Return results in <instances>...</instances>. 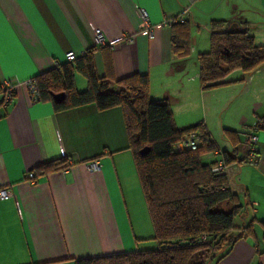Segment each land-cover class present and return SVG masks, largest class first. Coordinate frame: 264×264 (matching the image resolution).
I'll return each instance as SVG.
<instances>
[{"label": "crops", "instance_id": "0c3cea01", "mask_svg": "<svg viewBox=\"0 0 264 264\" xmlns=\"http://www.w3.org/2000/svg\"><path fill=\"white\" fill-rule=\"evenodd\" d=\"M183 8L190 14L192 55L211 21L243 23L254 44L264 46V0H0V83L15 88L11 102L0 107V189L12 192L0 199V264H74L155 248L121 109L98 111L88 104L56 112L48 101H32L20 84L65 64L68 52L79 57L92 49L97 78L105 74L103 57L111 60L110 91L120 90L116 82L122 78L146 75L147 98L165 99L172 108L180 98L169 77L174 66L183 67L171 54V30L162 23ZM141 10L152 39L138 29ZM96 29L104 37L105 55L95 44ZM195 63L185 72L181 91L197 93L208 113L215 101L204 102ZM75 75V90L82 92L87 82ZM223 82L238 88L231 115L247 130L243 161L230 166L231 183L248 201L250 215L264 222V128L255 133L254 162L247 158L246 144L250 129L264 117V65L250 75L234 71ZM227 148L230 152L228 142ZM68 158L72 164L64 173L63 168L46 174L39 169ZM93 160L99 169L89 172L84 164ZM31 171L33 184L25 180ZM254 237L238 240L217 264H264L259 225Z\"/></svg>", "mask_w": 264, "mask_h": 264}, {"label": "trees", "instance_id": "16d2710c", "mask_svg": "<svg viewBox=\"0 0 264 264\" xmlns=\"http://www.w3.org/2000/svg\"><path fill=\"white\" fill-rule=\"evenodd\" d=\"M190 24L187 20L170 28L171 54L176 61L190 53ZM208 34L209 52L196 56L198 82L203 91L228 84L223 80L234 71L250 75L264 65V46L254 44L243 23L211 21ZM104 48L99 50L102 52ZM94 52L88 50L75 56L73 61L34 77L38 100L50 102L56 112L88 104L95 105L98 111L121 109L127 148L151 223L155 248L85 258L74 264H217L238 240H255V225L262 229L264 242V222L250 215L248 201L230 189L225 174L211 172L216 162L201 163L200 157L212 149L205 126L177 128L168 101L147 98L146 75L122 78L116 82L120 90L110 91L107 79L112 76L111 60L103 57L105 74L97 78L93 73ZM76 73L87 82L82 92L74 87ZM59 93L64 98L55 103L52 96ZM254 128H264V117L257 120ZM197 131L200 147L172 151L190 133L196 139ZM225 136L231 151L223 152L221 160L227 167L239 165L243 159L237 158L238 136L231 130H225ZM143 148L148 152L141 155ZM66 163L67 159H59L39 169L46 174L64 169ZM202 258L205 260L194 262Z\"/></svg>", "mask_w": 264, "mask_h": 264}, {"label": "rangeland", "instance_id": "374dc122", "mask_svg": "<svg viewBox=\"0 0 264 264\" xmlns=\"http://www.w3.org/2000/svg\"><path fill=\"white\" fill-rule=\"evenodd\" d=\"M191 38L192 35L190 34V39ZM197 38L198 37H196V40ZM209 50L210 35L207 33H203L199 37L197 53L194 55L188 53L186 57L183 58L182 62H180L183 68L180 69L174 66V75L169 77V79H172L174 81V86L176 85L177 91H179L178 96L180 98L179 103L176 106H173L172 108L170 107L174 125L177 128H188L195 124H203L206 126L205 131L208 135V143L210 144V146H212V149L200 157V161L204 165L213 163L214 159H222V153L228 151L225 130H233V132H236L239 139V144L236 147L237 158L242 159L241 147L244 144L243 139L245 138L247 132V130L243 129L242 127V121L237 120L234 115H231L234 108H236V105L238 104L235 102L232 105L231 103L235 95L238 94V88L236 90L235 88H230L235 83H228L220 87L205 90L206 98L204 102L208 101V99H210L211 101H215L213 102L211 109L208 110V113H206L204 109L205 103H203L202 105V100L198 97L197 93L182 94L183 91H181V84L184 85L185 83L182 79L184 74H187L185 72L187 71V69H192L193 65L196 64L195 59L197 55L208 53ZM181 73L182 75H180ZM75 76L79 77V79L81 80H84V78L78 74H76ZM233 77L234 76H232L231 78ZM80 90L82 91L84 89ZM208 96L210 98H208ZM196 137L197 138L195 139V143L197 147H200L202 143L199 140V131L196 132ZM214 151H217L219 153V156L217 158L213 156ZM204 260L205 259L202 258L201 260L199 259L194 262L197 263Z\"/></svg>", "mask_w": 264, "mask_h": 264}, {"label": "built area", "instance_id": "2783aa9c", "mask_svg": "<svg viewBox=\"0 0 264 264\" xmlns=\"http://www.w3.org/2000/svg\"><path fill=\"white\" fill-rule=\"evenodd\" d=\"M189 11L187 8H183L181 12L172 18L166 19L162 25L167 28H171L175 24H183L187 20L191 23L189 20ZM140 17H141V22L139 24V31H145L148 33L149 38L152 39L153 35L152 32L150 31V25H149V20L147 13L143 10L140 11ZM93 36L95 40V44L98 48L104 46V37L101 33L100 30L96 29L93 31ZM126 42L128 44H132L133 40L131 38H127ZM75 55L73 52H68L65 55V61L66 62H71L75 59ZM20 85H23L29 97L31 98L32 101H39L38 100V93L36 90V87L34 85V81L32 79L26 80L22 82ZM0 88L2 90V94L0 95V107L5 108L12 100L13 94L15 93V88L11 87L5 83L0 85ZM257 129L254 128V126L250 129V132L246 138V144H247V158L250 162H254L255 159V149H254V144L256 141V133ZM180 147L182 149H188V150H195L196 149V143H195V135L193 133H190L180 144ZM72 164L71 159H67L66 167L63 169V173L67 168ZM84 168L89 171V172H95L99 169V162L97 160L90 161L88 163L84 164ZM234 167L230 166H225L223 163L217 164L215 167H212L211 172H220L222 174H225L228 180L229 187L232 191L237 193V191L234 189L232 182V177L234 175ZM25 180L28 183L33 184L35 182V173L33 171L28 172L25 176ZM12 196V192L9 189H0V199L4 200L7 198H10Z\"/></svg>", "mask_w": 264, "mask_h": 264}, {"label": "water", "instance_id": "95a60500", "mask_svg": "<svg viewBox=\"0 0 264 264\" xmlns=\"http://www.w3.org/2000/svg\"><path fill=\"white\" fill-rule=\"evenodd\" d=\"M52 98H53V101H54L55 103H59L60 101L63 100V98H64V94H63V93L55 94V95L52 96ZM177 149H178V150H181V147H180V146H179L178 148L173 147V148H172V151H173V152H176ZM147 152H148V149H147V148H143V149L140 150V154H141V155H144V154H146Z\"/></svg>", "mask_w": 264, "mask_h": 264}]
</instances>
